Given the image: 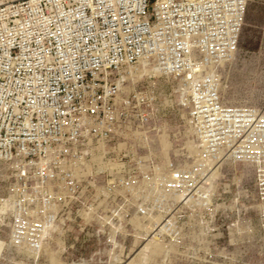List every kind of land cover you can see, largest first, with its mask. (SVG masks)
<instances>
[{"label": "built area", "instance_id": "1", "mask_svg": "<svg viewBox=\"0 0 264 264\" xmlns=\"http://www.w3.org/2000/svg\"><path fill=\"white\" fill-rule=\"evenodd\" d=\"M250 1L0 0V227L13 251L41 256L62 231L107 236L111 215L116 236L133 235L137 214L162 216L188 253L225 214L207 205L227 192L210 195L206 173L246 160L264 224V114L223 103L211 67L238 50ZM167 138H185L180 153L156 148Z\"/></svg>", "mask_w": 264, "mask_h": 264}, {"label": "rangeland", "instance_id": "2", "mask_svg": "<svg viewBox=\"0 0 264 264\" xmlns=\"http://www.w3.org/2000/svg\"><path fill=\"white\" fill-rule=\"evenodd\" d=\"M226 70L227 79L225 80L226 71H224L222 81L225 102L264 110V0L250 1L236 60L228 65ZM165 130L167 131L168 128ZM184 139L182 141L179 138V146H176L167 138L169 142L164 143L163 146L169 151L179 147L180 153L185 145ZM190 139L193 138L190 137ZM189 150L191 151L190 148ZM247 163L241 162L225 167L219 177V179L225 177L221 181L222 184L215 183V188L211 187L212 196L215 189L218 192L217 197L222 190L227 192L221 198L225 204L222 201H213V206L225 211L221 221L222 227L218 234L215 233L216 238L202 240L190 235L191 243L189 244L197 241L201 243V246L190 248L191 251L188 253L167 238L158 244L146 237L136 241L130 237L132 236L131 227L124 230L125 233L123 232L120 237L114 234L113 229H109L107 236L97 237L86 235L67 237L62 231L61 236L54 235L53 241L49 242V248L58 253V261L65 264H119V261L121 264H264V224L258 217L256 210L258 197L254 192L253 174L256 167L252 163ZM247 188L250 192L243 193L242 191ZM158 217L160 216L152 215V218ZM147 219L149 220V216ZM147 219H141V216L135 214V219L132 218L129 221L134 231L133 235L137 232L139 224L148 222ZM143 231L142 228L139 229V232L144 233ZM7 235V227L1 226L0 239L7 242ZM113 236H116V244L110 242ZM60 240L66 244L63 251H61L62 247L59 249L57 245ZM73 245L76 248L73 249ZM112 248L116 250L112 251ZM47 254L49 250L38 259H28L23 253L12 251V248L7 245L0 264H48ZM116 254L119 261L115 263L114 255Z\"/></svg>", "mask_w": 264, "mask_h": 264}, {"label": "bare ground", "instance_id": "3", "mask_svg": "<svg viewBox=\"0 0 264 264\" xmlns=\"http://www.w3.org/2000/svg\"><path fill=\"white\" fill-rule=\"evenodd\" d=\"M219 19V18H218ZM219 21H222V19H219ZM238 53V50L235 52H233L232 53V55H231V57L228 59V60H220L219 62H217V63H215V61L211 64V67H212V75L214 76V80H215V83H216V85L217 86H219V94H220V97L222 98V100H223V103H227V102H225V98H224V96H223V93H222V85H223V83H222V81H223V73H224V71H226V74L224 73V76H225V80L227 79V70H226V67L228 66V65H231L232 63H234V61L236 60V54ZM235 58V59H234ZM203 59H201V60H199V64H200V62L202 61ZM203 62V61H202ZM215 63V64H214ZM230 63V64H229ZM214 64V65H213ZM225 69V70H224ZM154 69H152V68H150V67H148L147 65H145V67L142 69V71H141V73H140V75H142L143 77L145 76V74L146 73H148L149 71L150 72H152ZM133 76H134V73H133V70H131V69H129V74L127 75V77H129V80L131 81V78H133ZM126 77V76H125ZM125 77L123 76V78L125 79ZM128 80V82L130 83V81ZM129 89H131V88H129ZM128 89V90H129ZM242 107H248V108H253V109H255V111H259L260 110V112L261 113H263L264 114V110L263 109H260V108H258V107H252V106H246V105H241ZM165 128H168V125H166L165 126ZM163 141H165L164 143H166V142H169V141H167V140H163ZM164 143H162L161 145H158L156 148L158 149V148H161V147H163V144ZM191 144L192 145H194V146H191ZM197 143L192 139H188L187 140V145L188 146H190L189 148L190 149H192V147L195 149V150H197V152H199V149L198 148H195V147H197V145H196ZM155 148V147H154ZM155 148V149H156ZM193 150V149H192ZM245 162H248L247 160L246 161H243V163H245ZM229 163V162H228ZM210 165H211V163H209ZM234 164H236V163H231V164H227V165H225L224 167H222V169H220L219 168V166H214L213 167V165H212V167H211V169H210V171L209 172H207L206 173V175L208 176V178H207V183H209V186L207 187V188H209V191H210V189H211V187H213L214 186V188H215V181H210L211 179H214V177L216 176L217 178L218 177H220L221 175H222V171H223V169L225 168V167H227V166H231V165H234ZM114 166V163H112V167ZM8 166H6V165H2L1 167H0V174H2V175H4V176H7L6 175V172H4V170L7 168ZM104 168H105V163H104V166H103ZM258 171V170H257ZM262 187H264V182H263V184H262ZM206 188V187H205ZM210 195H212V193H210ZM211 197V196H210ZM207 205L208 206H211V204H212V206H213V201L211 200V199H207ZM147 217L148 216H146V217H141V219H147ZM107 219H108V223L109 224H111V226L113 227V230H114V234L116 235V233L115 232H117L116 230L118 229V227H116L115 225H114V223L113 222H110V221H112V215L111 216H107ZM148 220V219H147ZM106 224V223H105ZM100 228V227H99ZM140 228H142L144 231V233H141V232H139V229ZM119 230H121V228H119ZM136 233L134 234V235H132V236H130V237H133L134 238V240H136V241H141L144 237H146V238H148V239H151V241L152 242H156V244H158L161 240H165L166 239V236H167V233L165 232L166 230H165V227H163V220H162V216H160V217H158V218H152V216H149V220H148V222L147 221H145V222H141L140 224H139V227L136 229ZM104 232V231H103ZM200 232H202V230L200 231ZM45 235V234H47V231H45L44 230V232L42 233V235ZM166 235V236H165ZM190 235H193V236H196V235H194V234H190ZM203 235H205V234H203ZM115 237L116 236H113L112 238H110V242L111 243H115ZM8 239H9V237H8V235H7V242H5L4 240H2V239H0V259H1V257H2V255H3V251H4V249H5V247L8 245L9 247H10V244H9V242H8ZM53 239L54 238H52V237H50V241H53ZM203 240V239H202ZM116 244V243H115ZM59 247V249L62 247V250L61 251H63V249L65 250V248H66V244L64 243V241H62V240H60L59 242H58V244H57ZM49 246H50V243H46V246H45V248H44V252L43 253H45V252H47V250H49V254H47V260H48V264H65V263H63V262H60V261H58V258H57V256H58V253H56L55 251H52V249H50L49 248ZM112 251H114V250H116V249H114V248H112L111 249ZM12 251H13V249H12ZM59 251V250H58ZM15 252H17V253H23V255L26 257V258H28V259H38L39 257H40V255H36V254H30V252L28 253V252H23V251H20V250H16ZM59 253H60V251H59ZM114 261H115V263L116 262H118L119 261V259H118V256H117V254L116 255H114ZM19 264H21V263H19ZM119 264H121L120 263V261H119Z\"/></svg>", "mask_w": 264, "mask_h": 264}, {"label": "snow or ice", "instance_id": "4", "mask_svg": "<svg viewBox=\"0 0 264 264\" xmlns=\"http://www.w3.org/2000/svg\"><path fill=\"white\" fill-rule=\"evenodd\" d=\"M100 6L103 7L104 6V0H100ZM115 19L118 20V22L120 23H124V21L122 19H120L119 17V13L117 14V17H115ZM93 111H95V109H93Z\"/></svg>", "mask_w": 264, "mask_h": 264}]
</instances>
